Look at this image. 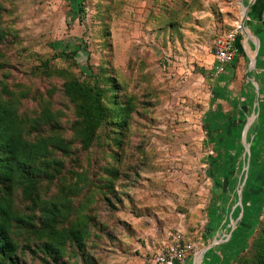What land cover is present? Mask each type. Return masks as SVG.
<instances>
[{"label": "rangeland", "instance_id": "rangeland-1", "mask_svg": "<svg viewBox=\"0 0 264 264\" xmlns=\"http://www.w3.org/2000/svg\"><path fill=\"white\" fill-rule=\"evenodd\" d=\"M0 1L6 7L4 25L11 33V41L0 44L5 63L0 73H7L10 83L28 87L30 95L42 96L24 103L31 115H40L49 105L72 119L61 81L33 74L39 58L52 55L51 43L59 50H79L78 73L89 72L90 66L94 73L104 68L122 75L128 81L124 92L135 98L140 111L132 114L123 147L116 150L118 162L110 160L114 150L103 130L102 147L83 153L76 145L78 162L66 164L63 183L71 189L67 194L73 215L84 213L92 232L87 260L153 264L177 231L186 242L196 243L202 264H233L250 248L264 220V166L257 174L259 163H264V153H258V146H264V126L258 120V106L253 108L252 103L242 113L238 136L246 131L245 136L232 142L233 147H242L235 159L237 172L226 183L233 188L217 191L214 187L226 175L216 173L225 171L231 158L209 154L213 145L208 130L213 128L212 115L219 113L211 103L212 94L203 95L196 79L218 76L212 68L214 42L237 20L233 0ZM61 122L71 135L67 118ZM246 149L253 163L258 157L256 168ZM107 164L121 173L113 190L106 188ZM56 191L51 187L48 196ZM217 201L226 204L228 214L214 205ZM24 258L27 264H46L42 254L27 252ZM74 259L84 261L83 255Z\"/></svg>", "mask_w": 264, "mask_h": 264}, {"label": "trees", "instance_id": "trees-1", "mask_svg": "<svg viewBox=\"0 0 264 264\" xmlns=\"http://www.w3.org/2000/svg\"><path fill=\"white\" fill-rule=\"evenodd\" d=\"M80 10L84 11L82 7ZM5 11L0 1V44L11 41V33L4 25ZM50 48L52 55L40 57L33 74L61 81L65 109L72 119L64 110L54 112L49 105L42 108L40 115H31L24 103L30 99L40 101L42 96L30 95L28 87L10 83L8 74L0 73V264H27V252L42 254L46 264H94L85 255L92 237L89 221L84 213L73 215L67 194L71 189L63 183L66 164L78 162L76 145L83 153L102 147L103 130H107L109 146L114 150L110 160L118 162L116 150L122 149L125 130L132 114L139 110L135 98L125 93L128 81L122 75L104 68L94 73L90 66L89 72L80 69L78 73V49L59 50L54 43ZM3 59L0 52V69L5 64ZM57 59L65 65H59ZM145 105L149 109L148 103ZM62 117L67 118L71 135ZM231 161L232 158L230 164ZM256 162L252 156L255 168ZM259 164L261 170L264 163ZM103 173L107 175L106 188L113 190L120 171L107 164ZM51 187H57L56 195L48 196ZM114 197L120 199V193L115 192ZM76 254L83 255L84 261L77 263ZM233 264H264V220L250 248L239 254Z\"/></svg>", "mask_w": 264, "mask_h": 264}, {"label": "crops", "instance_id": "crops-1", "mask_svg": "<svg viewBox=\"0 0 264 264\" xmlns=\"http://www.w3.org/2000/svg\"><path fill=\"white\" fill-rule=\"evenodd\" d=\"M245 7L249 20L246 23L244 32L238 36L236 44L239 49V54L235 63L228 65L225 72L216 77L209 78L208 75H202L201 78H196L200 81L199 87L203 95L206 93L212 94L211 103L214 104L215 111L219 113L218 115L215 113L212 115L211 127L213 126V128L208 130V133L211 134L208 140L211 141L213 145L212 151H210L209 154H213V157H239V154L242 152V147H240V145L233 147L232 142L240 138V136L242 138L245 136L246 131L238 136V126L244 124L241 120V118H244L242 113H246L247 108L250 110L252 103L254 104L253 108L254 106H258V109L256 108V112H258L259 116L258 120L264 126V0H246ZM215 65L216 55L214 51L212 68L215 69ZM209 86H211L212 89H209ZM233 92H235V94ZM230 95L233 97H230ZM256 99L259 100L257 104ZM224 103L226 107H223ZM228 106H230V109ZM237 109H239V111L236 113ZM229 113H231L230 116ZM252 115L253 114L248 117H252ZM213 118L217 120L214 121ZM247 150L248 149H246V152ZM261 152L264 153V146L260 145L258 146V153ZM247 153H250L249 156L251 158V151ZM235 167L236 164L233 160L228 166L225 165V168H223L225 171L219 170L216 173L218 175L220 173L226 175L223 178L217 176L216 179L222 178V180H225H221V182L218 181V187H214L217 191L222 190L223 187L224 189L229 187L233 188L232 185H227V187L226 183H228L227 181H230L232 175H235L237 172ZM257 170L260 171L259 167ZM213 191L212 188L211 193L215 194L216 192ZM227 192L230 191L227 189ZM214 205H218V208L226 213L225 203L217 201ZM219 218H222V215H220ZM186 263L196 264L192 255H189L187 261L182 264Z\"/></svg>", "mask_w": 264, "mask_h": 264}, {"label": "built area", "instance_id": "built-area-1", "mask_svg": "<svg viewBox=\"0 0 264 264\" xmlns=\"http://www.w3.org/2000/svg\"><path fill=\"white\" fill-rule=\"evenodd\" d=\"M246 0H234L235 7L238 9L237 20L232 29L224 35L218 36L214 42L216 55L215 75L225 72L228 65L235 63L239 54L237 47L238 36L245 30L249 18L247 17ZM172 239L167 245L157 252L153 264H182L187 261L189 255L194 257L198 263V248L194 242H186L180 232L171 234Z\"/></svg>", "mask_w": 264, "mask_h": 264}, {"label": "water", "instance_id": "water-1", "mask_svg": "<svg viewBox=\"0 0 264 264\" xmlns=\"http://www.w3.org/2000/svg\"><path fill=\"white\" fill-rule=\"evenodd\" d=\"M247 146V148L249 149V145L248 144H245ZM250 152V151H249ZM250 158V157H249ZM250 162V161H249Z\"/></svg>", "mask_w": 264, "mask_h": 264}, {"label": "bare ground", "instance_id": "bare-ground-1", "mask_svg": "<svg viewBox=\"0 0 264 264\" xmlns=\"http://www.w3.org/2000/svg\"><path fill=\"white\" fill-rule=\"evenodd\" d=\"M198 263H200V257L198 258Z\"/></svg>", "mask_w": 264, "mask_h": 264}]
</instances>
